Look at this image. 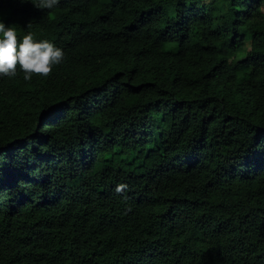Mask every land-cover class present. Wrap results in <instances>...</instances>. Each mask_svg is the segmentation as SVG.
<instances>
[{
	"label": "trees",
	"instance_id": "obj_1",
	"mask_svg": "<svg viewBox=\"0 0 264 264\" xmlns=\"http://www.w3.org/2000/svg\"><path fill=\"white\" fill-rule=\"evenodd\" d=\"M0 22L65 54L0 77V264H264V0H0Z\"/></svg>",
	"mask_w": 264,
	"mask_h": 264
},
{
	"label": "clouds",
	"instance_id": "obj_2",
	"mask_svg": "<svg viewBox=\"0 0 264 264\" xmlns=\"http://www.w3.org/2000/svg\"><path fill=\"white\" fill-rule=\"evenodd\" d=\"M25 2V0H21ZM35 7L52 9L59 4V0H30ZM0 77H14L17 67L24 73V80L30 81L33 75L48 77L54 65L64 59V52L53 43L42 40L34 41L31 33L23 37L18 43L16 31L13 27H6L0 22ZM127 185H117L115 191L122 193Z\"/></svg>",
	"mask_w": 264,
	"mask_h": 264
},
{
	"label": "rangeland",
	"instance_id": "obj_3",
	"mask_svg": "<svg viewBox=\"0 0 264 264\" xmlns=\"http://www.w3.org/2000/svg\"><path fill=\"white\" fill-rule=\"evenodd\" d=\"M238 54H239V59H243L244 58V56H245V47H244L243 44L239 45Z\"/></svg>",
	"mask_w": 264,
	"mask_h": 264
}]
</instances>
